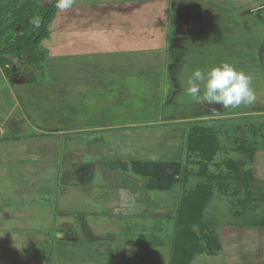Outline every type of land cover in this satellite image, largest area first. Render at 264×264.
<instances>
[{"label": "crops", "instance_id": "1", "mask_svg": "<svg viewBox=\"0 0 264 264\" xmlns=\"http://www.w3.org/2000/svg\"><path fill=\"white\" fill-rule=\"evenodd\" d=\"M12 1L0 0V15L6 12ZM53 1L28 0L30 6L24 4L22 8L40 7L46 10ZM171 7L177 12L175 17L170 19ZM178 8L182 12H178ZM15 12L16 9L11 14ZM245 12L250 13L245 15ZM172 22L177 31L181 26L184 32L179 31L172 37V33L169 34V25ZM198 23H202L203 26H197ZM48 31V36L40 42V47L47 50L44 64L50 83L46 88L35 80L37 75H33L32 71H25L24 68L16 66L22 56L2 52L4 46L0 45V78H3L9 87L11 83L22 85L19 87L20 95L25 97L29 112L30 110L36 112L37 107L41 109L36 114H30L32 116L30 118L26 116L22 102L16 99L13 107L0 116V146L5 147L10 142H16V139L9 141L4 138H19L29 130L28 127L33 128V132L36 131L33 140L37 150L41 148L36 145L40 140L38 136L42 137L44 133L54 131L61 135L64 130L72 133L85 132V134L72 135L71 142L67 145V153L70 158L76 159L79 155L89 158L91 162L81 161L73 165H64L63 175L67 178L69 176L67 183L75 179L83 183L88 182L93 180L95 174L98 177L119 179V182L117 180V183L114 182L115 203L108 195L101 200L97 196L105 192L93 189L92 197L96 201L90 198V206L71 213L74 217L90 218L91 222L97 220L96 228L82 227L86 231L81 237L69 229V233L64 236L61 235L62 233H57V239L53 241L50 233L54 224L60 222L57 218L65 216L70 211L66 209L58 211V208L51 206L49 209L52 216L40 217V210L37 211L40 205L25 207L24 197L27 195L23 192L25 190H21L23 195L21 197L19 194V196L22 199L17 202L14 198L18 199L19 196H15V189L9 184V180L3 178L4 175L9 178L10 171L0 164V264H46L47 262L49 264L51 262L117 264L113 261L119 251L115 240L125 245L124 251L128 248L136 249L137 255L141 253L149 255L150 251L161 248V252L158 250L155 252L156 259H162L160 264H170L178 206L183 197L188 195L183 193L188 179V176L185 178L183 171L188 158L185 132L182 140L177 141L178 149L181 151L179 156L174 157L170 162L159 161L160 165H156L158 161L154 159L146 158V161H142L139 156L138 159H129L128 153L109 157L104 151L106 146L91 144L106 143V138L109 139L114 133L125 140L128 136L123 133H130L129 136L132 134L133 136L128 139L135 143L134 149L143 151L147 147L148 151L156 147L161 150L160 143L165 140H159L158 145L153 144L151 141H155V136L147 130L149 129L147 127L150 124H158L162 125L161 129H163L165 125L181 121L179 113L174 114L177 117L168 114L166 118L162 117L165 109L174 111L181 105L187 110L193 107L191 105L196 102L195 99L187 96L186 93L182 94V89H186L188 84L184 86L182 84L187 83L193 69L206 70L220 63L217 56L216 58L199 57L195 54L196 50L205 47L204 45L219 46V43L228 41V32H230V40L238 39L241 42L238 54L230 49V63L251 77V87L256 95L255 107L245 105L236 111L237 115L234 113L222 115L215 109L217 107L201 102L198 103L197 108L193 107L194 111L188 112L190 115L181 119L207 123L208 121L204 120L208 119L212 122L214 118L247 114L264 115V99L260 100L262 95H258L264 90V0H73L70 9L64 11L56 9L48 24ZM23 34L22 25H17L11 33L13 41ZM251 45L258 47L253 55L245 50ZM188 47H192L188 52L193 53V56H181V52H187ZM230 48L233 47L230 45ZM259 56L262 62L258 59ZM179 61L181 64H186L183 65L184 71L177 68L178 65L174 66V63L177 64ZM248 61L251 62L250 70L244 67ZM7 70H11L9 72L12 82L7 76ZM167 70L178 72L174 73V76L171 73L176 82L177 92L172 98H168L169 105L157 108V119L123 122L120 114L123 99H132L136 96L134 89H143L146 92L145 97L153 95L154 92L160 93L164 88V75L167 74ZM180 87L181 90H178ZM29 92L34 95L26 98ZM63 100L70 104L82 100V107L89 105L96 113V121L91 124L83 122L70 128L49 129L39 125V123L48 124L46 122L52 120L54 112L59 110ZM42 105L45 107L41 108ZM19 107L20 111L16 113ZM126 107L130 109V104H126ZM42 109H46L48 113L46 114ZM84 112L87 114L86 111ZM162 132L167 133L165 135L168 137L175 133L164 130ZM93 134L94 138H91ZM56 143L58 146L57 140ZM31 148L34 149V152L29 150L34 154L30 156L32 158L35 157V148ZM255 150L253 171L258 182L262 180L264 188V147H257ZM70 154L73 156L71 157ZM1 155L0 152V160H2ZM28 155L26 153V157ZM97 157L101 162L97 163L100 166H98L99 173L94 161ZM114 160L127 162V166H122V170L113 166L112 169L109 163ZM257 160L261 164L258 171ZM130 167L134 171L129 169ZM19 189L20 187L17 191ZM93 201L97 203L96 206H93ZM105 216L112 217L119 225L117 227L100 225ZM223 225L221 229L209 227L205 231L195 227V231L201 230L200 235L202 232H214L221 247L214 252L203 249L195 255L192 262L199 256L202 259L199 264H208L205 261L207 258L203 259L204 257L216 256L220 253L224 259L223 264H264V227L229 225L227 222ZM98 230L104 231L103 234L97 236ZM39 244L40 247L50 249L52 255L50 261L48 259L50 255L39 250ZM42 258L44 262L41 263Z\"/></svg>", "mask_w": 264, "mask_h": 264}, {"label": "rangeland", "instance_id": "2", "mask_svg": "<svg viewBox=\"0 0 264 264\" xmlns=\"http://www.w3.org/2000/svg\"><path fill=\"white\" fill-rule=\"evenodd\" d=\"M40 8V7H39ZM241 8H244V6H241ZM238 8V9H241ZM178 12H182L180 8L177 9ZM176 9L173 7L170 8V19L171 17H175ZM260 14V13H258ZM13 18V16H12ZM202 23H198L197 26H203ZM185 29V28H184ZM180 33L184 32V30L179 28ZM179 31L176 30L175 24L173 22L169 25V34L178 33ZM228 41L219 43V46L213 45L212 47H201L202 51H199L200 49L196 50V53L199 57H206V56H213V58H216L221 61H227L230 63V49H232V52H235L238 54V47L240 46L239 43H241L238 39H232L230 40V32H228ZM221 35V34H220ZM213 36V35H212ZM230 45L233 48H230ZM182 49L184 47H181ZM188 47L187 52L182 51L181 56L189 55L193 56V53L188 52V50H191ZM41 52L36 53L37 61L34 63V65H31L27 61V57L23 56L21 59H19L16 63V66L19 68H24L23 70H29L32 71L33 75H37V78L35 80H38V83L42 84L43 88H46V85L50 83V81L47 78V72H46V65L44 64V60L47 55V50L43 47H39ZM38 49V51H39ZM258 47L256 45L247 46L245 48L246 52L251 53L253 55L256 53ZM242 50H244L242 48ZM37 51V50H36ZM241 57V56H237ZM248 57V56H247ZM261 61V57L258 58ZM262 62V61H261ZM176 63V62H175ZM174 63V66L178 65L177 68L185 70L186 64L179 61L177 64ZM243 63H241L242 65ZM251 62L248 61V64L245 63L244 67L247 69H251L250 65ZM209 66V64H207ZM256 67V66H255ZM258 68V67H256ZM207 70V68H206ZM37 71V72H35ZM167 74L164 75V88L160 90V93L157 94V92L153 95L150 94L149 97H145V91L143 89H134L136 96H133L132 99L124 98V102L122 103L121 108V115L123 122H129L131 120H153L157 119L156 116L158 114L157 108L160 106L163 107V105H169L167 103L168 98H172L176 92H177V86L176 82L173 78L174 73L178 72H170L169 70L166 71ZM173 74V76L171 75ZM181 73V72H180ZM264 83V82H263ZM187 83H183L182 85H186ZM22 85L20 84H14L11 83V86L7 85L6 82H4L3 78H0V116H2V113H5L8 111V109L12 108L16 99L20 100L23 104V109L25 110V114L28 117H32L31 115L33 113L36 114L38 110H41L37 107L36 112L33 110L27 109L26 103H25V97L20 95V89ZM40 87V88H42ZM188 87V86H187ZM38 88V89H40ZM138 88V87H137ZM37 90V89H36ZM181 90V87L180 89ZM155 91V90H154ZM185 89H182V94L184 95ZM33 93L29 92L26 96V98H30V96ZM261 94L260 100L264 99V90H261V92L258 93V95ZM34 95V94H33ZM32 95V96H33ZM155 95V96H154ZM18 96V98H17ZM55 99V97H54ZM53 99V100H54ZM148 99V100H145ZM80 101V100H77ZM196 101L191 106L196 107L198 103H201L200 101ZM82 100L80 102H76L75 104H70L63 100L62 104L59 105V110L54 112V116L52 120L47 121L44 123H39V125H43V127H47L49 129H55V128H70L73 126H78L83 124V122L88 123H94L96 121V113L91 110V107L89 105H86L85 107H82ZM27 103H31L28 102ZM130 104V109H127L126 104ZM264 103V100H263ZM70 104V105H69ZM64 105V106H63ZM123 105L124 108H123ZM256 102L251 104V108L255 107ZM61 106H63L61 108ZM185 106V105H184ZM245 105H241L238 108H231V109H222L219 108V105H216L214 107L216 110L220 111L222 115H229L234 113V115H237L236 111L242 109ZM45 107L42 105L41 108ZM193 107H189L188 110L183 108L182 105L178 106L177 108L173 110L167 111L166 109L163 112L164 118L167 117V114L169 116H175V113L180 114L181 121L175 122L170 125L163 126V129H161L162 125L158 124H150L149 129L150 132L155 136V141H151L153 144L158 145L159 140H165V142L160 143V148H154L149 149L147 151V147H145L142 150H136L135 143L131 142V139H128L130 133H123L124 135L128 136L126 139H120L121 137L117 134H112L110 136V140L106 138V143H98L91 145H100V146H106L104 147L105 154L109 157L118 156L119 154L122 155V153H128L129 159L136 158L138 159V156L142 161H146V158H149L151 160H156V165H160L159 161L161 163L170 162L174 159V157L179 156V153L181 152L180 149H178V143L181 138H183V133L185 132V135H187L188 131L192 133V128L197 126L200 127L201 124H204V126L207 129V131H211L210 133L213 136H216L218 138V148L217 145H214V148H217V154L210 160H204L199 156L197 153H192L188 156L186 161V173L188 175L187 183L185 185V190L183 193L185 194H192L194 190L204 184H210L212 186V197H210V202L208 203V206L206 210L204 211L203 215L207 217L208 219L217 220L215 222L214 226L218 229H221V226H224L223 224L224 219H227L229 221H232V215L234 216V213L239 212L242 214H248L255 213L258 216L264 218V188L263 184L261 183L262 180L258 182L251 183V189L245 188L242 189V182L239 181L240 178H236L235 175H231L229 173L231 167V163H238L240 165V169H245L246 171H250L251 168V160L249 158L250 152L244 151L245 148L242 146H245L248 149H252L254 147H264V115L263 114H255V115H245V116H236V117H222V118H214L212 122L210 120H204L208 121L207 123H199L194 122L191 120V122L188 121H182V117H186L187 115H190L189 111H194ZM264 107V106H263ZM61 108V109H60ZM103 108V106H102ZM160 109V108H159ZM22 110V109H21ZM44 112L47 114L46 109ZM187 110V111H185ZM20 111V107L16 109V113ZM86 111L87 114L84 112ZM234 111V112H231ZM53 112V111H50ZM196 113L198 111H195ZM255 112V111H252ZM218 113V112H217ZM219 113V115H220ZM31 114V115H30ZM50 114V113H49ZM107 116H109L108 113H106ZM56 116V117H55ZM233 116V115H232ZM51 118V114H50ZM56 119H59L58 121ZM203 122V121H200ZM29 130L21 136H19L18 140H15L16 142H10L9 145L3 147L0 146V152H1V159L0 164H3L5 166V169L10 171L8 174L9 178H6V175L3 176L4 179L9 180L13 188L15 189L16 193L15 196L21 193H27L25 195L24 200L26 199V208L30 207V205L34 206H41L37 207V211L40 210V217L46 216H52L50 213V207L53 206L54 208H58L59 210L66 209V211H70V213H66L65 216L58 217L57 220H60L57 224H54V227L50 233V237L53 241H56V235L57 233H62L61 235H67L69 233V229H72L75 231V234L77 236L85 235V231L83 230L87 226V229L89 228H96L97 220L94 222H91L90 218H78L72 216L73 213L71 211H75L77 209H81L82 207L90 206L89 199L96 201L92 196L94 194L91 192L93 189L100 190V193L97 197L100 199L102 197H106L108 195L112 202L115 203V184L114 182H119V179L113 178L109 179L104 176H96L94 175L93 180H88V182H79L78 179H75L73 182L67 183L68 178L67 176L63 175V167L65 163L67 165H73V163L76 162H87L90 161L89 158H83L81 156H77L76 159L70 158L67 153L68 148L67 145L69 142H71L72 135H78V134H85L84 133H72L68 132L67 130H64V133H60L61 135L57 134V132H49L42 134L43 136H38V139L40 138L38 144L36 142V145L38 147H41L40 150L36 149L35 141L33 140L35 136L33 134L36 133L33 132L34 129L31 127H28ZM145 127H142L140 129H143ZM174 131L175 133L170 134L168 137L167 133L163 134L162 131ZM96 133V132H95ZM97 134V133H96ZM101 135V133H99ZM194 134V133H192ZM196 134V132H195ZM93 135H91V138H94ZM106 136V135H105ZM109 136V135H108ZM107 136V137H108ZM116 136V137H115ZM206 137H209L208 134H205ZM115 137V138H114ZM10 137H8V140ZM71 138V139H70ZM99 138V136H98ZM26 139V140H25ZM74 139V138H73ZM25 140V141H24ZM57 142L59 145L57 146ZM93 139H91L92 141ZM127 140V142H126ZM182 140V139H181ZM124 141V142H123ZM34 142V143H33ZM186 142V140H185ZM125 144V145H124ZM243 144V145H242ZM242 145V146H241ZM127 146V148H126ZM241 146V148H240ZM31 147L35 148V157H30L31 155L34 156V154L30 153V149L33 150ZM9 148V149H8ZM116 148V149H115ZM111 150V151H110ZM192 151V150H191ZM188 151V152H191ZM26 153L29 154L28 157H26ZM112 154V155H110ZM72 157L73 155L70 154ZM99 156V155H98ZM4 158V162L3 161ZM69 159V160H67ZM82 159V160H80ZM69 161V162H66ZM95 164L97 165V173L100 172L98 168V162H100V159L97 157L95 158ZM139 161V160H138ZM231 161V162H230ZM100 167V166H99ZM156 168V167H155ZM257 171L260 170L261 164L257 160L256 165ZM129 169H132L130 167ZM120 170V169H119ZM122 170V169H121ZM133 170V169H132ZM130 170V171H132ZM134 171V170H133ZM230 174V176H229ZM232 176V177H231ZM255 176V175H254ZM82 178V177H81ZM99 179V180H98ZM70 180V179H69ZM116 182V183H117ZM97 185V186H94ZM262 185V186H261ZM18 187H20L19 191H17ZM102 187V188H101ZM25 190V191H21ZM16 199L17 202H20L21 198ZM21 198V199H20ZM102 200V199H101ZM15 201V200H14ZM15 201V202H16ZM23 201V200H22ZM93 206H96L97 203H94ZM12 203V202H11ZM14 203V202H13ZM12 203V204H13ZM101 203V201H100ZM28 205V206H27ZM98 208V207H96ZM30 209V208H29ZM15 211V210H14ZM44 216V218L46 217ZM202 216V217H204ZM213 216V217H212ZM215 217V218H214ZM83 219V222H82ZM74 220V222H73ZM82 223L84 225H82ZM100 225H105L108 227H117L119 223L115 221L110 216H105L104 220L101 221ZM226 226V225H225ZM82 229V230H81ZM226 230V228H225ZM196 233H200L201 230H196ZM104 231H96L97 236H100L103 234ZM200 235V234H199ZM195 239V238H194ZM116 245L118 246V254L116 255V258L113 259V261L117 264H160L162 262V259L158 260L156 259V250L161 252V248H158L156 250L150 251L149 255H143V253L137 255L136 249L128 248L126 251H124L125 245L120 244L119 240H115ZM39 250L43 251L44 254L47 252L49 254V261L52 257L50 249L41 246L39 244ZM35 250V249H34ZM141 251V250H140ZM40 252V251H38ZM199 253V252H198ZM196 253V254H198ZM165 258V257H164ZM207 258L205 261H207L208 264H223V257L222 254L217 253L216 256L211 257H204L203 259ZM202 261V259L198 256L194 262H191L189 264H199ZM44 262V259L42 258L41 263ZM46 264H49L48 262ZM50 264H56L55 262H51Z\"/></svg>", "mask_w": 264, "mask_h": 264}, {"label": "trees", "instance_id": "3", "mask_svg": "<svg viewBox=\"0 0 264 264\" xmlns=\"http://www.w3.org/2000/svg\"><path fill=\"white\" fill-rule=\"evenodd\" d=\"M24 4L30 6L28 0H13L10 3L11 6L7 8L6 12L0 15V45L4 46V49L1 50L2 52H11V54L13 53L15 56H26L28 63L34 65V63L37 62L35 61L37 60L36 53L41 52L39 49L40 42L48 36V24L51 22L57 8L55 7V0L46 10L38 7L22 8ZM14 9H16V12L11 14ZM245 13V15H247L250 12ZM36 20L39 21L38 26L34 23ZM19 24L22 25L24 34L13 41L11 33ZM9 71L11 72V70ZM9 71L7 70V76L12 82ZM199 123L201 124V122ZM207 129L209 128L207 127ZM207 129L200 125V127L195 126L192 128V133L194 134L188 131L186 135V146L188 147V151L192 150L191 152H188V156L192 153H197L202 159L210 160L217 154L218 138L211 135L210 133L212 132L207 131ZM205 134H208L209 137H206ZM4 139L8 140V138ZM9 139L17 140L18 138ZM215 144L217 145L216 149L214 148ZM242 147L245 148L244 151L250 152L249 158L251 157L250 160L252 165L254 161V153L256 151L255 149L257 148L254 146L252 149H248V147L246 148L245 146ZM66 162L69 161L66 160ZM116 162L117 164H114ZM65 166H67L66 163ZM112 166L116 169H123L121 167H126L127 162L125 163L121 160H114L109 163V167L112 168ZM230 167L231 169L229 173L235 175L236 178H240L239 181L242 182L241 188L245 190V188L249 189L250 187L251 189V183L253 184L257 181L254 176L253 166H251L249 172L244 168L240 169L238 163L233 162L230 164ZM183 171L186 178L188 176L186 173V165H184ZM212 191V186L210 184H202L198 186L192 194L184 196L180 201L176 218V231L172 243L170 264H189L192 262L196 253L201 252L205 248L208 249L209 252L220 250V241L214 232H202L201 235H198L195 231V227L205 231L207 228L214 226L215 222H217V220L208 219L205 217L206 215H203L210 202V197H212ZM247 215L248 214L236 212L234 213V216H231L232 221L224 219V222H227L229 225L264 227V218L255 213H250L249 216ZM204 240L206 242H204ZM211 240L213 241L211 242Z\"/></svg>", "mask_w": 264, "mask_h": 264}, {"label": "clouds", "instance_id": "4", "mask_svg": "<svg viewBox=\"0 0 264 264\" xmlns=\"http://www.w3.org/2000/svg\"><path fill=\"white\" fill-rule=\"evenodd\" d=\"M72 5L73 0H55V7L61 11L70 9ZM34 23L38 26L39 21ZM187 84V96L224 109L251 105L256 101L251 77L227 61H221L207 70L193 69Z\"/></svg>", "mask_w": 264, "mask_h": 264}]
</instances>
